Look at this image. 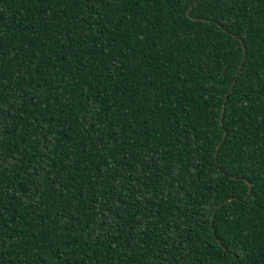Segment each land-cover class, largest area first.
<instances>
[{
	"label": "trees",
	"instance_id": "1",
	"mask_svg": "<svg viewBox=\"0 0 264 264\" xmlns=\"http://www.w3.org/2000/svg\"><path fill=\"white\" fill-rule=\"evenodd\" d=\"M0 264H264V0H0Z\"/></svg>",
	"mask_w": 264,
	"mask_h": 264
}]
</instances>
